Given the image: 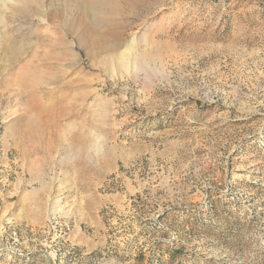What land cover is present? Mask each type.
I'll use <instances>...</instances> for the list:
<instances>
[{
	"label": "rangeland",
	"instance_id": "1",
	"mask_svg": "<svg viewBox=\"0 0 264 264\" xmlns=\"http://www.w3.org/2000/svg\"><path fill=\"white\" fill-rule=\"evenodd\" d=\"M4 1L0 264H264V0Z\"/></svg>",
	"mask_w": 264,
	"mask_h": 264
},
{
	"label": "bare ground",
	"instance_id": "2",
	"mask_svg": "<svg viewBox=\"0 0 264 264\" xmlns=\"http://www.w3.org/2000/svg\"><path fill=\"white\" fill-rule=\"evenodd\" d=\"M10 1L11 0H8L7 2H6V0L4 1V5H5V2H6V5H8L7 8H9V10L11 8V10H15L16 11L17 7H18V11L19 12H24L25 14H40V12H41V14H42L41 15V19L46 20V18H44V14H46L47 11L43 10V6H42V4H44L43 0H12L11 2ZM76 2H74L75 4L74 3L72 4L74 6V7L72 6L73 7L72 9L76 10L78 14H82L85 18H88L89 14H93L92 16H94V17H96V15H97V18H98V16H100L101 14H105L104 11L106 10L107 6L111 5V0H77ZM2 3H3V1H2ZM32 5L37 6V8L34 11H32L33 10ZM101 17H102V15H101ZM0 21H1V19H0ZM94 21L95 20H93L92 23H94ZM95 39L96 38L94 37V40ZM10 41L11 40H8V39L5 40L4 42L2 41L4 44L1 45L0 47H3V49L6 51V53H8V57L10 58V60L12 62V67H13V65H14V53L16 51L21 50V48L19 46H17V45H14V42H10ZM134 50H136V49H134ZM89 52L92 53V52H94V50L91 49V50H89ZM125 52H128V51H125ZM123 53H124V51H123ZM75 55L77 56V54H75ZM121 55H122V53H121ZM126 56H128V59H130L129 54H127L125 56H121L119 61L121 60V63H124L127 60ZM133 56H134V59L139 64H142V63L144 64V60L146 59V58L144 59L142 57L144 55H142L141 57L139 55L138 56L133 55ZM58 104H59V102H58ZM50 105H52V104H50ZM65 106L63 105V107H61V105L59 106V105H57V103H55L54 106L52 105V107H54L55 109L56 108L57 109L60 108L59 111H63V112H66ZM32 107L40 108L41 106H40V103L39 104L38 103H33Z\"/></svg>",
	"mask_w": 264,
	"mask_h": 264
}]
</instances>
